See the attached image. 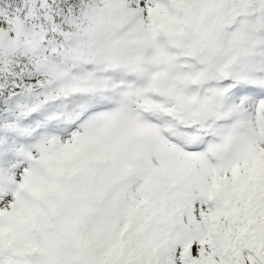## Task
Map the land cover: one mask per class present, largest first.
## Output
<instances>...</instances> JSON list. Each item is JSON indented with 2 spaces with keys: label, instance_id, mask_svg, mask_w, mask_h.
Here are the masks:
<instances>
[{
  "label": "snow or ice",
  "instance_id": "snow-or-ice-1",
  "mask_svg": "<svg viewBox=\"0 0 264 264\" xmlns=\"http://www.w3.org/2000/svg\"><path fill=\"white\" fill-rule=\"evenodd\" d=\"M0 264H264V0H0Z\"/></svg>",
  "mask_w": 264,
  "mask_h": 264
}]
</instances>
